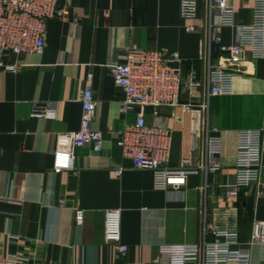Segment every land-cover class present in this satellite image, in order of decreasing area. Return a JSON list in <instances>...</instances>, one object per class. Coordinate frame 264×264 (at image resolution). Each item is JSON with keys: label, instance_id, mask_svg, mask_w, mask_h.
Wrapping results in <instances>:
<instances>
[{"label": "crops", "instance_id": "obj_1", "mask_svg": "<svg viewBox=\"0 0 264 264\" xmlns=\"http://www.w3.org/2000/svg\"><path fill=\"white\" fill-rule=\"evenodd\" d=\"M57 1L69 15L48 21L42 52L1 54L18 70H0V253L21 254L26 259L20 264H170L160 248L200 243L206 219L214 228H236L237 249L251 255V264H264V244H249L253 221L264 220V197L258 195L264 186V133L259 183L228 195L236 181L239 132L264 126V58L247 55L233 75V92L209 95L208 65L228 61L220 44L209 47L210 22L220 24L211 0H198L193 21L182 19L180 0ZM228 1L235 27L222 29L223 45L235 43L236 27L254 19V0ZM188 25L196 30L188 32ZM143 51L177 54L179 61L171 64L181 68L183 83L199 85L182 90L177 107L157 114L153 107H136L123 115L124 93L108 65ZM90 74L97 102L92 126L103 133L100 152L74 147L71 140ZM39 106L53 108L56 117L32 116ZM140 112L148 125L172 131L171 168L189 157L203 163L207 125L217 129L221 170L190 175L179 189H157L154 173L135 168L116 143L115 132ZM67 152L72 156L64 162L59 154ZM116 209L121 233L108 240L106 213ZM77 210L84 211L82 223L76 222ZM207 240L214 237L208 234ZM118 244L128 246L125 255L117 252Z\"/></svg>", "mask_w": 264, "mask_h": 264}, {"label": "built area", "instance_id": "obj_2", "mask_svg": "<svg viewBox=\"0 0 264 264\" xmlns=\"http://www.w3.org/2000/svg\"><path fill=\"white\" fill-rule=\"evenodd\" d=\"M220 10V24L210 22L208 43L220 44L228 52V61L224 65L209 64L207 81L209 95H228L233 92V75L237 67L247 58H264V0H254L253 23L237 26V39L231 45L222 44L221 31L225 27H235L234 8L228 0H211L210 11ZM69 12L61 7L57 0H0V70L15 72L17 65H7L2 60V52L14 54L42 52L46 47V28L52 19L66 20ZM182 19L193 21L198 15V0H180ZM188 32L196 30L194 25L186 26ZM179 61L178 55L167 56L161 51H143L130 55L126 62H113L108 65L109 74L114 83L124 93L121 101V114L127 115L136 107H153L154 114L159 109L177 107L180 104L182 90H193L199 82L184 84L182 70L171 62ZM82 117L80 127L71 133L74 147L92 146L100 152L103 147V133L92 126L96 112V99L92 88V75H89L82 98ZM187 107V106H186ZM189 107V106H188ZM32 116L54 119L53 108L39 106ZM262 129L242 130L238 135L236 181L230 186L228 195L235 197L237 189L259 183L263 166ZM116 143L124 157L133 161L135 168L150 170L154 173L157 189H179L186 185L190 175L219 172L222 168L220 155L223 140L217 129L209 124L206 129L205 159L203 163H194L191 157L184 158L179 168L168 166L172 131L163 126L147 124L145 114H137L133 124H127L115 132ZM72 152L59 154L64 162ZM123 169L115 170L121 175ZM258 195L264 197V186ZM84 211H76V222L82 223ZM204 237L198 244L166 245L160 248L162 254L169 255L170 264H251V255L237 249L240 244L236 228H214L205 219ZM121 233V210L106 213L105 235L108 240H116ZM214 237L207 240V235ZM250 245L264 244V220L256 219L252 224ZM117 252L125 255L128 246L118 244ZM21 254L0 253V264H20L25 260ZM144 264V263H137Z\"/></svg>", "mask_w": 264, "mask_h": 264}]
</instances>
